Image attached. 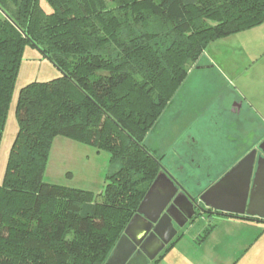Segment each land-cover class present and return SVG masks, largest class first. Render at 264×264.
<instances>
[{
    "label": "trees",
    "instance_id": "16d2710c",
    "mask_svg": "<svg viewBox=\"0 0 264 264\" xmlns=\"http://www.w3.org/2000/svg\"><path fill=\"white\" fill-rule=\"evenodd\" d=\"M262 23L264 0H0V140L24 47L60 71L17 94L0 264H104L160 172L144 139L189 69L212 41ZM57 136L109 154L99 194L43 180Z\"/></svg>",
    "mask_w": 264,
    "mask_h": 264
},
{
    "label": "crops",
    "instance_id": "0c3cea01",
    "mask_svg": "<svg viewBox=\"0 0 264 264\" xmlns=\"http://www.w3.org/2000/svg\"><path fill=\"white\" fill-rule=\"evenodd\" d=\"M250 29L212 41L199 58L198 65L189 69L180 88L184 92L171 118L174 124L194 126V131L183 134L184 127L175 131L174 139L179 140L178 143L171 153H162L161 156L163 160L168 157L167 164L190 192L206 189L264 141V54L246 58L243 50L235 52L229 42ZM209 76H216L224 84L213 87ZM178 92L169 106L174 103ZM214 92H219L215 97L216 106L209 100V94ZM258 153L261 151L257 150ZM199 173L202 174L196 175ZM207 217L216 221L186 236L206 216L189 221L178 229L179 236L174 237L172 245L166 251L162 250L164 252H160L157 261L150 264H243L250 242L226 232H219L220 240L212 245L204 246V241L216 232L219 223L262 226L264 219L233 217L226 213ZM207 228L210 230L205 234ZM183 238L189 240L193 256L190 261H183L180 255L176 258L177 244ZM170 253L175 255L167 259Z\"/></svg>",
    "mask_w": 264,
    "mask_h": 264
},
{
    "label": "rangeland",
    "instance_id": "374dc122",
    "mask_svg": "<svg viewBox=\"0 0 264 264\" xmlns=\"http://www.w3.org/2000/svg\"><path fill=\"white\" fill-rule=\"evenodd\" d=\"M236 39L229 41L230 44L237 50H243L247 57H256L264 54V25L256 29H250L235 37ZM243 48V49H242ZM240 57V56H239ZM251 60V59H250ZM60 76V71L46 58L42 53L31 45H26L23 49L22 60L19 64L18 73L15 81L14 90L10 99L4 128L0 140V184L2 183L8 154L12 142L17 131V121L15 117V105L19 89L32 81H48ZM209 83L214 86H221V82L216 76H209ZM189 84V83H188ZM224 91V90H222ZM184 91L179 89L177 98L174 103L167 107L163 112L157 125L146 135L144 144L155 155L171 153L179 140L174 139L177 130L183 127V134L194 131V126L186 127L185 125L174 124L171 115L175 108L180 104ZM219 92L209 94V100L213 101L214 106L218 104L217 97ZM226 94V92H225ZM217 108V107H215ZM186 117V116H185ZM176 131V132H175ZM161 148L164 149L161 151ZM163 161L167 164L168 157ZM114 164L110 162L109 154L106 151L97 152L94 147L77 141L57 136L53 139L46 167L43 174V180L47 183H54L69 187H75L92 191L95 195L99 194L105 186L107 175L114 169ZM202 173L196 174L200 176ZM187 175V174H185ZM195 190H192L194 192ZM206 218L195 227L186 233L190 236V232L199 230L205 226L212 225L214 220L209 219L208 214H200ZM215 216V215H214ZM213 221V222H211ZM197 222V221H196ZM216 232L204 241V246L213 244L220 240L219 232H226L233 237L239 236L250 242L246 252V258L243 264H264V223L262 226L240 225L235 226L231 223L222 222L216 227ZM263 246V248H262ZM178 253L183 261L193 259L189 249V240L183 238L177 244ZM165 250V249H164ZM162 251L161 253H163ZM174 253L168 254L167 259H171Z\"/></svg>",
    "mask_w": 264,
    "mask_h": 264
},
{
    "label": "water",
    "instance_id": "95a60500",
    "mask_svg": "<svg viewBox=\"0 0 264 264\" xmlns=\"http://www.w3.org/2000/svg\"><path fill=\"white\" fill-rule=\"evenodd\" d=\"M160 166L104 264H150L178 229L198 217L195 213H205L199 203L227 214L264 219V141L197 197Z\"/></svg>",
    "mask_w": 264,
    "mask_h": 264
},
{
    "label": "flooded vegetation",
    "instance_id": "af4514ba",
    "mask_svg": "<svg viewBox=\"0 0 264 264\" xmlns=\"http://www.w3.org/2000/svg\"><path fill=\"white\" fill-rule=\"evenodd\" d=\"M250 151H251V150H250ZM163 161H164V160L161 161V165L163 166V168H165L167 171H169V173H170L171 175H173V177H174V178H175L180 184H182V185L184 186L183 182H182L180 179H178V178L174 175L175 173L173 172L172 167H171L169 164H165ZM160 167H161V166H160ZM224 173H225V172H224ZM224 173H223V174H224ZM223 174H222V175H223ZM222 175H221V176H222ZM221 176H220V177H221ZM220 177H219V178H220ZM219 178H218V179H219ZM218 179H217V180H218ZM217 180H215V181H217ZM215 181H214V182H215ZM214 182H213V183H214ZM210 185H211V184H210ZM210 185H209V186H210ZM204 190H205V189H203V190H197V191H194V192H190V191H189V193H190L193 197H197V196L200 195L201 192H203ZM199 204H200V206H202V207L206 210L204 214L211 215V214H223V213H224V212L222 213V212H220V211H215V210H213V209H211V208H207V207L204 206L202 203H199ZM196 212H197V211H196ZM226 214H227V213H226ZM231 215H234V214H231ZM194 216H198V215L195 213ZM235 216H240V215H235ZM195 220H196V218H193V219H191L190 222H193V221H195ZM181 229H182V228H181ZM171 242H172V241H171ZM171 242H170V243H171ZM170 243H169V244H170ZM169 244H167V245L164 247V249H165ZM164 249H163V250H164Z\"/></svg>",
    "mask_w": 264,
    "mask_h": 264
}]
</instances>
